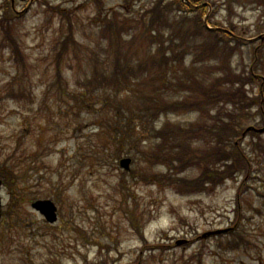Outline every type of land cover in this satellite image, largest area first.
<instances>
[{"label": "rangeland", "instance_id": "1", "mask_svg": "<svg viewBox=\"0 0 264 264\" xmlns=\"http://www.w3.org/2000/svg\"><path fill=\"white\" fill-rule=\"evenodd\" d=\"M155 1L15 0L14 8L11 0H0V13L3 6L10 7L14 16L6 31L11 30L16 36L20 45L17 50L24 53L28 62L23 74L10 52L0 49V165L14 154L12 167L18 175L12 188L2 189L4 210L15 212L11 213L13 217L8 214L0 221V264H264V215H257L252 209L255 206L264 212V201L257 196V192L264 191V161L262 171L255 173L256 179L241 174L213 191L178 193L158 181L159 173H165L167 167L151 162L150 150L160 148L159 138L147 133L136 144L120 147H125L122 156L132 158L130 171L119 165L120 159L111 158L117 142L106 124L114 117L109 107L119 106L127 99L136 110L141 101L139 95L122 89L115 97V92L104 88L95 93L99 95L95 101L86 87L76 85L78 75L86 78L92 74L94 58H89L96 53L97 65L108 69L119 50L124 55L132 53L133 59L154 53V46L142 38L140 28L131 25L126 29L125 24L140 21ZM183 1H192L188 8H198L189 14L191 17L207 11L213 21L227 18V24L220 25L230 27L232 22L235 34L245 41L264 33L262 0ZM99 17L103 19L100 23ZM111 20H117L116 25L103 35L102 29ZM170 23L174 27L167 30L166 37L175 35L182 21ZM0 31L6 33L5 27L0 25ZM70 32L85 48L65 54L61 63L63 78L58 81L56 49ZM197 38L202 42L208 39L204 35ZM261 42L253 39L252 44L242 46L230 58L237 72L246 73L247 67L253 66V47ZM76 52L82 55L76 58ZM217 63L212 58L206 64L192 65L187 57L182 66L185 72L169 76L174 83L181 76H196L205 82L218 68ZM19 73L27 85L14 97L7 89ZM258 73L264 76V57ZM155 83L166 92L165 100L178 97L176 89L162 86L163 79ZM258 85L249 83L246 89L255 94ZM108 96L115 98L107 103ZM224 106L231 107L229 103ZM200 116L196 110L162 115L155 126L160 129L166 121L188 125ZM255 122L262 124L259 117ZM102 158L107 159L104 162ZM188 165L181 167L179 177L200 172ZM30 167L38 169L23 178ZM244 181L250 189L240 204L249 216L255 214L253 219L244 220L250 229L248 246L255 248L249 252H222L215 238L197 240L209 230L229 227L236 221L237 196ZM35 198L56 202V222L47 223L31 207ZM11 220L12 225L8 226ZM177 239L189 241L175 246Z\"/></svg>", "mask_w": 264, "mask_h": 264}, {"label": "trees", "instance_id": "2", "mask_svg": "<svg viewBox=\"0 0 264 264\" xmlns=\"http://www.w3.org/2000/svg\"><path fill=\"white\" fill-rule=\"evenodd\" d=\"M164 1L156 0L151 9L142 15L140 21L125 24L126 29L133 27L131 25L140 28L142 38L154 46V53L151 56L133 59L132 53L126 52L124 55L119 50L116 52L112 68L108 69L97 65L99 55L96 53L94 57L89 58V60L94 58L92 59V74L86 78L78 75L76 80V85L86 87L89 93L93 94L95 101L99 99V95L95 93L104 88L115 92V97L119 96L122 89L127 92L131 89V92L137 93L141 99L136 110H133L132 106L127 103V99L123 100L119 106L109 107L114 117L106 124L117 142L111 155L112 160L119 159L123 148L129 144H136L141 140V136L148 133L152 138L155 136L161 140L158 144L160 148L150 150L151 162L156 161L167 167L165 173H159L158 181H164L165 185L178 193L213 191L217 185H223L226 180H236L241 174H245L246 178L256 179L255 173L261 172L263 168L261 161H264V131L249 130L245 136L243 133L249 125L255 127L264 125V76L258 73L259 64L264 57L263 48L260 47L255 52L256 48L253 47V66L247 67L246 73L237 72L230 58L246 43L239 35H233L236 31L232 22H229L230 31L210 29L202 18L206 11L203 14H196V17H191L190 13H186L187 10H183H189L187 6H190L183 0ZM2 8L0 25L4 26L6 31L10 28L8 25L13 21L14 16L10 7L3 6ZM193 12L196 13L197 10ZM176 19H181L182 24L175 35L166 37L167 30L174 27L170 23L171 20ZM228 21L227 18L217 21H213V18L209 16L207 18V22L212 26L227 24ZM116 23L117 20L109 21V25L102 29L103 35H107L109 29L112 30ZM71 34L67 40H62L58 50L56 49L58 62L55 74L57 73L58 81L63 78L61 63L65 54L77 50L82 51L85 48ZM199 35H204L208 39L202 42V39L197 38ZM69 39H72L71 43ZM102 39L104 43L105 39ZM18 47L20 45L11 30L6 33L0 31V49L10 52L12 61L24 74L28 62L24 58V53L18 52ZM79 54L82 55V52H76L74 56L79 58ZM187 57H190L192 65L206 64L214 58L218 62V68L205 82L196 76L187 78L181 76L177 77L174 83L169 75L178 71H182L181 74H183L185 70L182 66ZM21 79L23 78L19 73L9 82L7 91L14 97L20 95L19 91L23 92L25 90L23 88H26V82ZM159 79L164 80L163 87L176 89L178 97L165 100L166 92H163V89L155 83ZM249 83L259 84V89L255 94L247 91L246 86ZM114 98L108 96L105 100L108 103V100ZM105 100L104 104H106ZM228 103L231 105L230 108L224 106ZM195 110L201 113L196 122L181 125L166 121L160 129L155 126L162 115ZM257 117L260 123L262 122L261 125L255 122ZM247 121H254V123H246ZM246 137L250 138L247 145L244 144ZM123 145L126 146L120 149ZM102 159L105 162L107 158ZM14 160V154H11L10 158L0 165L4 183L11 188L18 182V175L12 167ZM187 165L200 172L192 177H179L181 167ZM37 169V167L26 169L22 177L29 178L31 170ZM262 173L264 175V172ZM262 180H264L263 177ZM249 189L250 186L246 181L239 188L235 208L236 221L231 225L234 226L233 229L226 233L209 236L215 238L217 248L224 252L254 248L248 246L251 241L250 229L244 220L253 219L255 214L249 216L240 204V201L247 197L246 192ZM255 189H257L256 186L253 191ZM257 196L264 201V191L257 192ZM252 209L258 212L257 215L261 213L264 215L261 208L253 206ZM14 212L15 210L5 212V216L8 217V214ZM13 215L11 214V217ZM12 222L13 220L8 223V226L12 225ZM0 231L3 232V229L0 228ZM103 264L107 262L104 261Z\"/></svg>", "mask_w": 264, "mask_h": 264}, {"label": "water", "instance_id": "3", "mask_svg": "<svg viewBox=\"0 0 264 264\" xmlns=\"http://www.w3.org/2000/svg\"><path fill=\"white\" fill-rule=\"evenodd\" d=\"M130 162H131V158L129 157H124L121 159L120 164L121 166L125 167V168H129L130 167ZM1 185H2V181L0 179V191H1ZM1 205H2V198H1V193H0V216H1ZM32 206L39 210L46 218V220H48L49 222H54L57 219V206L55 205V203L50 200V199H37L32 203ZM221 231H225V230H217V231H211L208 233H205L204 236L210 234V233H216V232H221ZM185 242L184 241H179L178 243H182Z\"/></svg>", "mask_w": 264, "mask_h": 264}]
</instances>
